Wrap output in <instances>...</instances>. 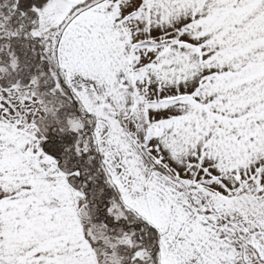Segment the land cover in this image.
Masks as SVG:
<instances>
[{"label": "snow or ice", "instance_id": "6c2138e0", "mask_svg": "<svg viewBox=\"0 0 264 264\" xmlns=\"http://www.w3.org/2000/svg\"><path fill=\"white\" fill-rule=\"evenodd\" d=\"M0 264H264V0H0Z\"/></svg>", "mask_w": 264, "mask_h": 264}]
</instances>
